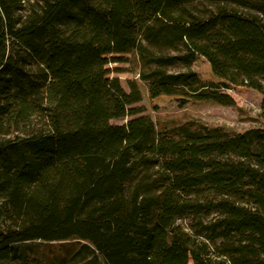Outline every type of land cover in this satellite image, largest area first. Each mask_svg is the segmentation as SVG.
I'll return each mask as SVG.
<instances>
[{"label": "trees", "instance_id": "1", "mask_svg": "<svg viewBox=\"0 0 264 264\" xmlns=\"http://www.w3.org/2000/svg\"><path fill=\"white\" fill-rule=\"evenodd\" d=\"M116 53L150 97L245 86L264 118V0H0V264H264V127L159 128Z\"/></svg>", "mask_w": 264, "mask_h": 264}, {"label": "rangeland", "instance_id": "2", "mask_svg": "<svg viewBox=\"0 0 264 264\" xmlns=\"http://www.w3.org/2000/svg\"><path fill=\"white\" fill-rule=\"evenodd\" d=\"M112 56L119 60L108 64L109 76L119 77L126 90L129 89L128 81L130 79L136 78L141 82L144 88V97L135 105L143 106L145 110L136 116L151 115L159 128L170 129L186 125L192 129L218 127L229 133H240L250 128L264 127V118L261 115L262 94L253 88L230 85L226 92L234 98L235 105H223L213 100L189 99L182 101L178 95L161 94L150 97L145 83L139 78L141 62L137 54L116 53ZM192 69L203 80H219L203 56L197 57ZM136 116L112 119L111 122L120 124ZM57 248V246L53 247V249ZM101 263L105 264L104 261Z\"/></svg>", "mask_w": 264, "mask_h": 264}]
</instances>
